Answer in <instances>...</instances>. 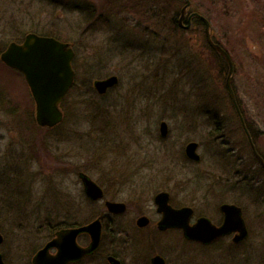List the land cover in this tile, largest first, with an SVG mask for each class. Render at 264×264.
Returning <instances> with one entry per match:
<instances>
[{
  "label": "rangeland",
  "instance_id": "374dc122",
  "mask_svg": "<svg viewBox=\"0 0 264 264\" xmlns=\"http://www.w3.org/2000/svg\"><path fill=\"white\" fill-rule=\"evenodd\" d=\"M86 1L109 5V0ZM191 1L192 10L208 18L213 34L233 55L243 107L264 130V0ZM68 5L0 0V49L30 31L55 33L76 50L77 82L63 105L64 122L42 130L29 115L35 106L25 78L0 62V252L7 264L31 263L33 251L56 231L48 228V217L53 224L83 223L106 211L104 200L85 195L79 171L102 185L106 198L133 205L115 216L114 224L129 223L135 203L143 202L146 209L158 191H169L178 201L204 193L216 198L228 193L219 190L216 180L231 177L236 183L243 176L239 166L236 170L242 173L235 174L223 167L228 161L224 151L236 152L237 140L247 146L235 114L225 107L234 138L219 136L197 93L205 69L185 66L195 52L204 57L201 26L194 25L187 34L190 40H185L172 32L168 18L146 12L145 2L137 4V10L123 9L111 19V27L98 20L87 22L84 12ZM171 6L179 11L182 4ZM210 73L211 83L220 86L216 69ZM111 74L119 76V83L107 93L88 88L94 79ZM162 119L169 124L166 138L160 135ZM191 139L201 143L199 163L185 156ZM245 171L253 182L247 189L237 185L234 199L264 192V170L251 162ZM249 213L257 217L253 207ZM106 237L107 232L105 242Z\"/></svg>",
  "mask_w": 264,
  "mask_h": 264
},
{
  "label": "flooded vegetation",
  "instance_id": "af4514ba",
  "mask_svg": "<svg viewBox=\"0 0 264 264\" xmlns=\"http://www.w3.org/2000/svg\"><path fill=\"white\" fill-rule=\"evenodd\" d=\"M192 12L193 10H188L184 19L179 20V24L187 30L193 28V21L196 18L192 16L191 23L189 22ZM188 23L189 26H187ZM26 35L27 33L21 38L12 39L0 49V62L9 69H16L15 71L21 75H23L22 72L5 63L1 55L11 42L23 43ZM190 141L193 140L188 142ZM200 146L201 143L199 148ZM239 149L241 154L233 153L234 162L224 161L223 167L225 173L229 171L230 174H235L239 166L243 173L240 170L238 172H241L243 176L237 180V184L236 179L233 182L231 177L216 180L217 186L220 187L219 190L228 192L227 194H220L213 198L212 194L204 193L195 196L190 201H178L168 191L171 206L191 208V214L185 219L188 228L197 226L205 220L202 225L196 227L198 232L194 236H189L186 233L188 229L184 226L175 224L161 226L164 214L159 210L156 202V195L160 192L158 191L146 209L142 208L143 202L135 203V216L129 223L120 220L118 224H114L113 221L117 222L114 217L123 216L133 205L126 202L127 210L119 214L110 213L105 206L106 211L101 215L103 234L100 246L82 259L68 264H86V262L90 264L92 261L96 264H112L109 260V256L112 255L117 257L121 264H264V227L258 225L264 223V192L255 196L244 193L240 195L239 200L234 199L237 197L233 193L237 185L247 189L253 182L245 171L250 164L251 157L249 154L244 156V147ZM238 160L241 165H238ZM79 173L80 171L78 172L80 177ZM228 205L240 208L243 221L239 218L238 210L236 208L227 209L231 207ZM249 206L255 210L257 215L255 219L249 213ZM141 216L148 218L145 224L138 223ZM255 223L257 225H254ZM83 224L67 222L62 224L63 226L58 230ZM104 231L108 234L106 242ZM90 240V235L86 232L78 235V242L82 246H87ZM89 257L92 259H87Z\"/></svg>",
  "mask_w": 264,
  "mask_h": 264
},
{
  "label": "water",
  "instance_id": "95a60500",
  "mask_svg": "<svg viewBox=\"0 0 264 264\" xmlns=\"http://www.w3.org/2000/svg\"><path fill=\"white\" fill-rule=\"evenodd\" d=\"M190 5L191 0H185L180 20H183L185 17L186 11ZM193 14L200 16L204 20L206 37L209 44L213 49L222 54L229 63V72L226 79L229 95L238 111L253 151L264 165V159L258 153L256 145L246 126L232 85L235 71L234 61L229 53L219 43L213 40L211 23L208 18L198 12ZM193 14H191V16ZM74 56L75 51L70 42L62 41L51 35H40L35 32L28 33L23 43L11 42L2 52V60L8 65L18 68L25 75L36 103V120L41 126L53 127L64 118V112L60 104L75 80V69L73 66ZM118 82L119 76L113 74L106 78L96 79L94 81V86L99 93H105L108 88L116 85ZM168 131V123L162 121L160 126L161 135L166 136ZM198 145L199 143L197 141H191L185 148L186 155L196 161L201 159V155L197 151ZM80 176L84 185V190L90 198L97 200L104 197L105 193L102 186L84 172H81ZM169 198L170 196L167 191H161L156 195V202L159 205V210L164 214L161 226L171 224L184 226L188 229L186 233L189 236H194L198 232L196 227L202 225L205 220H202L197 226L188 228L185 219L191 214V208L188 206L174 208L170 205ZM105 204L108 210L113 213H121L127 209V204L123 201L107 199ZM228 206L231 207H227V209L236 208L239 218L243 221L240 216V208L234 205ZM147 221L148 218L146 216H141L138 219L139 224H145ZM82 232L90 234L91 241L87 246L80 245L77 240L78 235ZM101 238V217H97L88 224L82 226L62 229L34 254L32 263L68 264L80 260L98 248ZM3 240L4 236L0 231V242H3ZM53 248H56V252L51 251ZM109 260L112 264H121L120 260L113 255L109 256ZM0 264H7L1 252Z\"/></svg>",
  "mask_w": 264,
  "mask_h": 264
},
{
  "label": "trees",
  "instance_id": "16d2710c",
  "mask_svg": "<svg viewBox=\"0 0 264 264\" xmlns=\"http://www.w3.org/2000/svg\"><path fill=\"white\" fill-rule=\"evenodd\" d=\"M54 1L56 2V4H61V3H65V5L69 4L67 8L76 9L78 11L84 12L86 14L85 18L87 22L89 23L92 21L98 20L108 25L107 27H111L112 25L111 19L115 15L119 17L122 14L121 11L123 9H125L126 11H133V9L137 10L136 5L137 4L143 5V3L145 2L146 12H149L151 10L154 11L153 12L154 14L152 16L157 19L162 20L163 18H168L170 21L172 32L173 33L179 32L182 35L186 36L185 40H190V37L188 38V35H187L190 33V30L183 28L179 24V16L181 14V8L185 3L184 0H109V5H107V8H105L106 6L104 5V1L102 5H100L99 3L92 4L86 0H54ZM70 2H72L73 5L70 4ZM163 2H165L166 4H162ZM177 2L182 4L179 11L178 9L176 8L174 9L171 6V4H176ZM128 3L132 5L133 7L129 6ZM152 4H155V5H152ZM194 25L195 26L197 25L199 27L201 26L200 29H202L203 44H204V57L201 56L199 52H195L193 54V57L191 58V61L189 62L186 61V59L188 58L184 56L183 58L181 56L180 59L182 58L183 60H185L186 61L185 66H188L190 69H205L203 76L197 81L198 82L197 93L200 99L202 100L203 112H205L207 120L212 123L215 132L219 136L226 135L227 138H230L231 131L227 125L228 117H227V114L224 113L225 107L227 108L229 107L235 114L237 118L236 122L238 124L239 129L244 131V128L242 126L238 111L232 102V99L229 95V92L226 86V79H227V75L229 71V64L227 60L225 59V57L219 52L215 51L208 43L206 34H205L204 21L201 18L196 17L193 21V26ZM45 34L53 35L55 33H45ZM57 37L59 36L57 35ZM213 38L228 51V53L230 54V56L232 57L235 63V72H236V70L238 69L237 63L233 55L231 54V52L222 42H220V40L216 38L215 35L213 36ZM165 51L167 53L173 52L172 49H167ZM173 55H175V52H173ZM212 69H216L218 79L220 80V83H221L220 86H216L215 83H211L210 70L212 71ZM76 84L77 82H75L73 88L75 87ZM232 85H233V88L236 94V98H237L240 110L245 119L246 126L252 136L253 142L255 143L258 152L264 157V130L256 123L255 120L247 116L245 108L243 107L244 106L243 99L235 87L234 78H233ZM87 86L88 88H90L91 91L96 93L92 83H89ZM29 115L38 128L42 130L51 129L48 127L39 126L36 123L35 116L32 115V112H30ZM244 139H245V143H247V146L250 147L248 137L246 134H245ZM243 143L244 142H240L237 140L236 146L243 145ZM252 162L253 163L259 162L254 154H252ZM103 214H104L103 211H101V213L99 212V215H103ZM95 216L96 214H94L93 217H90L87 220L89 221ZM46 221L48 224V228L51 231H53L55 227L57 229L63 226L62 224L64 223L66 224V222L62 224L60 223L53 224L52 218L50 217H48ZM36 251H37V248L33 251V253ZM87 259L91 260L92 257H89Z\"/></svg>",
  "mask_w": 264,
  "mask_h": 264
}]
</instances>
